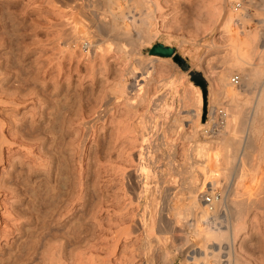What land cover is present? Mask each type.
I'll return each instance as SVG.
<instances>
[{"label":"rangeland","instance_id":"obj_1","mask_svg":"<svg viewBox=\"0 0 264 264\" xmlns=\"http://www.w3.org/2000/svg\"><path fill=\"white\" fill-rule=\"evenodd\" d=\"M26 1L27 0H0V4L3 3L2 6L0 5V264H192L188 256L190 257L197 252L195 250L203 240V235H201L203 233L200 232L201 234H199L195 231L194 221H196V217L194 215L191 216L192 214L190 215V213H187L184 216L185 224H179V219L177 217L178 211L187 206L189 188L195 183V179L191 176L196 173L197 176L194 175L196 177V184L198 185L196 186L198 189H203V193H205L204 197L207 199L210 197L208 193L212 189L215 190L217 199L221 201L218 205V214H220L221 210L225 209L223 206L226 205L224 202V204L222 203V198L229 190L226 186L228 185L227 182H229V178L222 175L224 170L222 168L231 170L235 162V159L233 160L231 157L228 159L226 158V148H224V144H222L224 143L222 139L225 137L228 138L229 136L231 138H244L243 136L246 135V133H244L243 130L241 132L237 122H240L243 118L244 111L251 110L254 106L255 103L253 99L256 98L255 95H257L258 92V77L254 78L257 85L251 83L254 82L251 78L249 79L250 81H244L246 84H234L237 87H233L236 96H231L230 93H223L220 82L216 78L217 72H222L227 68L230 70L232 69L231 76H235V78L233 77L232 79L237 80L238 76L245 74L243 71L241 72L239 67L234 66L232 62L234 59H232L230 55L233 53L232 45H230L232 43L230 35L233 37L234 32L239 33L241 31L240 35L243 33L241 30L242 28L238 25L241 18L234 15L236 18L232 17L229 19V22H225L224 18L226 14L229 13L230 16L233 7L231 4L225 3V5L224 0H149V4H151L150 9H143L140 13L142 12L141 14L143 15L146 14L147 11L149 13L150 11L154 13L155 17L153 22H155V25L152 22L151 27H154L152 28V30L154 29L153 31H158V33H156L158 36H156V38L153 37L154 39L142 45L140 48V59L147 57L145 62H148L149 57H151L150 55H155L161 58L167 57L169 60L153 58L154 61L150 63L151 65L149 62L146 65L148 70L147 68H143L142 70V64L137 65L135 62L136 59H129L131 61L126 64L128 65L130 63L133 69H135L133 70L134 72L136 71L135 73L138 74L144 70L146 72V70L149 71V69L152 72L151 75H153L152 77L154 78H152L153 80L147 85L145 97L137 110H134V113L133 109L131 112L129 111L131 109H126L124 105L116 102L104 118L99 119L95 123H90L94 117V111L96 109H101V99L102 96L105 95L104 92H113L112 88L114 89V86H116V83L120 79V72H122L121 69L124 63L122 64L121 60L117 59V56H113L114 53H109L110 55L108 53H103L102 57L101 52L97 50L92 53L83 45H79V43L78 45H73L71 43L73 39L69 38V36L71 37L70 27L72 24L70 25L67 19L69 16L75 14L73 13L75 9H71V7L64 8L61 0H54L56 3L53 0H49L48 2L47 0ZM80 1L82 5L80 9L84 13L83 18L84 15L89 16V13H91L92 15H90V17L94 16L100 18L101 16L105 22L110 20V15L106 11L107 6L104 8H102L103 6L101 8L98 7L102 10L97 11L92 7L93 3L91 4L89 2L90 0H79V2ZM91 1L93 2L95 0ZM125 1L128 5L131 3V0H118L116 2V9L121 5L120 9L125 10L128 7ZM156 1L158 2L156 3ZM89 3L93 10L89 9ZM123 5L127 7L125 6L124 8ZM82 8L87 9L84 10ZM259 9L257 11H260ZM91 11L97 13V15H93ZM99 12L100 16H98ZM127 14L129 15V12H127ZM259 14L262 15L261 19L264 21V12H260ZM126 16H124L125 22L128 20L126 23H130V19ZM249 20L247 16L243 18V21L248 23L245 24V28H248V25L254 27L255 23H251ZM109 23L110 22H108V24ZM9 25L12 27L10 28ZM250 26L247 29L248 31L251 28ZM262 26L263 28L259 25L258 33L264 30V23ZM93 27L89 30V33H91L88 39L97 41L99 40V38H96L98 37L97 35L99 34L102 37V34L96 32V27ZM66 33H68V36ZM258 33L257 36L260 37L262 33ZM62 35H64L63 38ZM105 36L106 39L109 38L108 40H110V42L114 41L112 40L114 37L108 34V32ZM226 36L228 37L226 38ZM68 38L71 40L68 41ZM128 43L129 41H127L126 45ZM258 43L261 42L259 41ZM158 44L164 47H170L173 50V55L164 56L161 54H152L150 52L152 46ZM128 46L131 47V45ZM229 46H231V48ZM246 49L249 54L250 49L248 47H246ZM88 51L90 55H88ZM91 51L93 50L91 49ZM91 53L93 55L96 54L93 56ZM250 54L248 55L250 61L247 66L245 64L246 68L249 69V67H255L256 64L264 62V57L258 56L256 53H254L253 56L252 53ZM252 57L260 58H257L258 60L256 58L253 60ZM230 62L231 64H229ZM254 63L256 64L254 65ZM89 64L90 67L88 66ZM52 75H54V77ZM166 77L168 80L165 79ZM106 79L108 80L106 81ZM197 79L202 80L204 84L200 85ZM160 81H163L165 84ZM54 83L57 84L54 85ZM155 83L158 84L155 86ZM248 85L249 87H246ZM196 86L201 90L199 99H202V101L197 98L194 89ZM183 88L187 89L184 90ZM238 88L239 90H237ZM115 89L117 88L115 87ZM115 89L114 91H116ZM184 91H187V93ZM155 95L156 97H154ZM160 95L161 98L157 97ZM72 97L74 98L72 99ZM214 99L215 102H212ZM97 101H99V103ZM90 102L92 105H90ZM157 103L161 105H157ZM211 104H213V106L215 104L217 110L214 109ZM71 108H73V110ZM197 109L200 111L197 123H199L201 135L193 137L191 132L193 131L192 129L195 121L194 123L192 122L193 119L191 115L195 110L197 111ZM210 109L216 110V113L215 111L212 113ZM86 110H89V112ZM123 110H126L125 114H122ZM153 110L155 112H153ZM233 110L237 111L240 116H238L236 121L231 123L230 127L225 129L224 132L221 126L224 124V120L221 119V114L223 112H234ZM141 111L142 116H140ZM210 113L211 115H216L211 116ZM131 114H133V117ZM134 114L136 117L139 116L140 119L137 117V120H143L141 122L142 124L144 122L145 136L147 134L148 136H146V138L150 137L147 138V142H149L150 146L152 145V147H150V151L152 152H150V157L152 159L150 165L152 164L153 168L151 169L150 166L145 172L146 174L151 173L149 181H151L152 188H157L158 193L156 199L151 202L148 201V198H136L133 191L131 193V190H129L131 188L128 185L127 179L123 176L126 174L125 171L133 172L139 165L137 158H134L130 154L137 149V143H139L135 133L132 131L133 126L130 128L131 125L129 124L136 119ZM175 114L179 116L183 122L181 125L183 132L175 131L173 134L171 130H169V127H171ZM70 115L73 116V118H71ZM260 117H258V119H264L263 116ZM67 120L69 126L66 124ZM89 123L91 125H89ZM85 124H87V126L94 125L92 128L89 127L87 129ZM166 124L168 128H166ZM126 126L130 129V132L129 130H123V128L127 129L125 128ZM235 126L238 129L235 128ZM152 127L156 128L153 129ZM260 127L263 128H261L260 134L257 135L255 139L256 144L259 146L255 154L257 155L259 149L262 148V159L259 162L260 165L262 164L264 166V121L260 122ZM118 129L124 132L122 133L121 130L118 131ZM209 129L215 132L212 137L210 135L211 133L206 132ZM110 131L113 133H110ZM220 131H222L224 135ZM179 132L180 134L182 133L181 135L184 137L178 136L180 135ZM117 133H119L120 136ZM126 133L130 134L126 135ZM150 133H152V135ZM43 134L45 135L43 136ZM53 134H56V137ZM110 134L114 135L111 136L112 139H110ZM116 134L118 137H116ZM73 135L79 137L75 138ZM189 135L190 137L187 139L186 137ZM73 138L76 144L73 142ZM111 141L114 142L112 143ZM131 141L133 143H129ZM135 141H137V143ZM194 141L204 142L205 145H208V149L205 148V150H208L204 153L206 155L199 156L198 158V156L194 154L195 151H193L194 149L192 148L194 145L193 143H195ZM125 142L127 144L129 143V148ZM117 143L119 145H117ZM154 148L157 150L155 151ZM129 150L130 153L128 152ZM190 150L192 152H190ZM97 156L99 157L97 158ZM196 157L197 159L195 160ZM46 158L47 160H45ZM256 158L254 157L255 161L257 160ZM230 159L234 162L228 164L226 161H230ZM242 159L243 161H247L245 158ZM153 160L155 162H153ZM198 160L201 163L197 162L196 165L195 163ZM117 161L119 164H117ZM170 163H173L172 167ZM193 163L196 167H194ZM121 165L124 166L122 167ZM214 165L216 169H221L222 172L214 169ZM262 165L257 171H262L261 174L259 172L258 174L261 176L263 174L264 177V168ZM200 166L204 168V170L208 168L211 171L209 170V173L207 172L206 175H203L202 171L204 170H202ZM228 167H230V169ZM248 167L246 166V168ZM150 170L154 172L152 173ZM123 171L125 174H123ZM260 175L258 179L260 177L262 178L261 180L259 179L260 182L262 180L264 181L263 177ZM232 176L233 174L231 178H233ZM64 178H66V180ZM68 179L70 180L68 181ZM191 179H194V181H191ZM248 180L243 184V187L248 186L249 183L251 188L248 186V190H252L255 187V190H252L256 193V195L254 193L255 197L263 196L264 187L260 190L257 188V185L259 187V184L264 185V183H259V181L250 182V180L248 182ZM60 181H62V184L59 183ZM53 182H55V184ZM122 183H125V186ZM60 184L61 186H58ZM262 186H260V188ZM53 188L55 192H53ZM59 189L64 191L60 190V194ZM180 193H182V195H179ZM58 197H60L61 200ZM65 198L68 201L65 200ZM105 198L107 200H105ZM263 199L264 198H262L261 201L259 200L260 203L258 202L255 204L256 207H253L255 205L248 206L249 208H247L248 210H246L245 216L243 217L244 221L242 220L244 224H242L241 230L239 229V232L237 231L238 233L235 232V235L232 234V240H230L233 249H231L232 264H264ZM57 210H59V212H56ZM55 213H57L58 216ZM215 215L214 213H208L202 222L198 221V224L200 223L199 225L201 227L203 226L202 228L204 229L207 226L208 228L212 226L211 229H215L216 226L218 227V225L215 224L219 223L216 221L219 220L223 222V217H216L215 219ZM186 217H188V219H186ZM226 220L224 219V223L220 222L219 224L226 225ZM222 242L221 244L223 247L221 249L223 250H221L220 257L223 262L224 257H227L223 252L225 249L224 245H228L229 242ZM208 254L211 255V253ZM222 262H220V264ZM202 264L205 263L202 262ZM215 264L219 263L215 262Z\"/></svg>","mask_w":264,"mask_h":264},{"label":"bare ground","instance_id":"obj_2","mask_svg":"<svg viewBox=\"0 0 264 264\" xmlns=\"http://www.w3.org/2000/svg\"><path fill=\"white\" fill-rule=\"evenodd\" d=\"M27 1H30V0H27ZM26 1V2H27ZM49 0H47V2H48ZM51 1V0H50ZM54 1V0H53ZM57 1V0H56ZM58 1H60V0H58ZM89 1V0H88ZM118 1V0H117ZM116 0H95V1H89L91 4L93 3V6L92 7H94L95 9L94 10H102V9H99L98 7H102V8H104V7H106L107 6V13L110 15V20H108L107 22H105L102 18H101V16H100V12H99V15L98 16H100V18H97V17H90V15H92L91 13H89L90 15L89 16H86V15H84V18H83V12H82V10L80 9V7L82 6L81 5V1L79 2V0H61V2H62V4H63V6H64V8L65 7H71V9H75V12H73V13H75L74 15H72V16H69V18L67 19L68 20V23H70V25L72 24V26L70 27L71 28V37L69 36V38H72L73 39V41L71 42L73 45H78V43H79V45L81 44V45H83L85 48H87V49H89V51L90 52H92V53H94V52H96V50L97 51H99V52H101V56H102V54L103 53H114V55L113 56H117V59H119V60H121V62H122V64L124 63V66H123V68L121 69L122 70V72H120V74H121V76H120V79H119V81L116 83V86H114V89H115V87L117 88V89H115L116 91H114V89L112 88V90H113V92H108V93H106L107 91H105L104 92V96H102V103H101V109H99V110H95L94 111V117H93V119H92V121L90 122V123H95L96 121H98L99 119H102V118H104L105 116H106V114H107V112H109V110L110 109H112L113 108V104L114 103H120L121 105H124L125 106V108L127 109H131V110H129V111H131L132 112V109H133V113H134V110H137V108H138V106L140 105V103H141V101L143 100V98L145 97V93H146V88L148 87L147 85L150 83V81L151 80H153L152 78H154V77H152L153 75H151L152 74V72L150 71V69H149V71H147L148 70V68H147V63L149 62V64L150 63H152L153 61H154V59L153 58H159V59H162V60H169V59H167V57L166 58H161V57H156L155 55H150L151 57H149V61L147 62H145V60H147V57L146 58H142V59H140L141 57H140V48L142 47V45H144V43L145 42H149V41H151L152 39H154L153 37H155L156 38V36H158V34H156V33H158V31L156 32V31H153L152 30V28H154V27H151V25H152V22L154 21L153 19H154V13L152 12V11H150V13L147 11L146 12V14H141L140 13V11H142L143 9H145V10H148V9H150V7H151V4H149V0H131V3L128 5L127 4V2H126V5H128V7L126 6V5H123L124 6V8H125V6L127 7L125 10H122V9H120V6H119V8L118 9H120V10H118V9H116V2H117ZM152 1V0H151ZM154 1V0H153ZM167 1V0H166ZM172 1V0H171ZM174 1V0H173ZM13 2V1H12ZM38 2V1H37ZM55 2V1H54ZM60 2V3H61ZM158 1H156V3H157ZM159 2H161V1H159ZM163 2V1H162ZM178 2V1H177ZM215 2V1H214ZM2 3V2H1ZM34 3H35V1H34ZM56 3V2H55ZM90 3L88 4L89 6H90ZM155 3V2H154ZM164 3V2H163ZM189 3V2H188ZM231 4L232 5V7H233V10H232V14L229 16V13L228 14H226V16H225V22H229V19L230 18H236V17H238V18H241V21H240V23H238V25H240V28H242L241 30H242V35H240V33H241V31L239 32V33H233V37L230 35V37H231V39L230 40H232L231 42V44L230 45H232V49H233V53H231L230 55L232 56V59H234V61H232L233 63H234V66H237V67H239V69L241 70V72L243 71L245 74H243L242 76H238L237 77V80L236 79H232L233 77L235 78V76L233 75V76H231V71H232V69L230 70L229 68H227V69H223L224 71H222V72H217V75H216V78H217V80L220 82V87L222 88V92L223 93H230V95L232 96V95H234V96H236V92L234 91V86L235 85H237V84H242L243 85V83L244 84H246L244 81L246 80V81H248L250 78H251V80L252 81H254V78H256V77H258L257 79H258V81H257V84H258V92H257V95H255L256 96V98H254L253 99V101H254V106L251 108V110H248V111H244L242 114H243V118L240 120V122H237L238 123V125H236V126H238L239 128H240V130H241V132H242V130L244 131V133H246V135H244L243 137V139H239L238 137L237 138H231L230 136V138L228 137V138H223L222 140H223V142L224 143H222V144H224L223 146H224V148H226L225 150H226V153H225V156H226V158L228 159V158H232L233 160H231L230 159V161H226V162H228V164H230V163H232V162H234V166H232V168H231V170H228V169H226V168H222V169H224L223 170V174L222 175H224V177L226 176V177H228L229 178V182H227L228 183V185H226L227 186V188H229V190H228V192L226 193V194H224V196H223V198H222V203L224 202L226 205L225 206H223L225 209L224 210H221V212H220V214H218V205H219V203H221V201H219V199H217V197H216V194H215V190L214 189H212L208 194L210 195V197L207 199L206 197H204V194L205 193H203V189L201 188H199L198 189V185L196 184V177L194 176V175H196V173L193 175V176H191L192 178H194L195 179V183H194V185H191L190 186V188H189V193H188V199H187V206L186 207H184V208H182V209H180L179 211H178V213H177V217H178V219H179V224H182V223H184V216L187 214V213H190V215L191 216H195L196 217V221H194L195 223H194V228H195V231L196 232H198L199 234H201L200 232H202L203 234H201V235H203V240L201 241V243H200V245H198L199 247L195 250V251H197L196 253H194L192 256H188V258H190L189 260H190V262L192 263V264H197L198 262L200 263V264H202V262H204L205 264H215V262L217 263H219L220 264V262H222V258L220 257L221 256V250H223V249H221L223 246H222V244H223V242L222 241H226V242H229V244L228 245H224V247H225V249H224V255H227V257L225 258L224 257V261L222 262L223 264H232V254H231V251L233 250L232 249V244H230V240H232L231 239V237H232V234H234L235 232H237L240 228H242V224H244V214H245V212H246V210H248L247 208H249L248 206H250V205H255L256 203H258L259 202V200L261 201L262 200V198H264L262 195H261V197H255V195H256V193L255 192H253L252 190L254 189L255 190V187L251 190H248V188L250 187L249 186V183H248V186H245V187H243V184L249 179L250 180V182L252 181V182H256V181H259V183H261V182H263L264 183V181L262 180L261 182H260V180L262 179V178H260L259 177V179H258V176L262 173V171H260L259 172V170L257 171V169H259V167L262 165H260V162L259 161H261V156H262V152H261V149H259V151H258V154L256 155L255 154V152L258 150V144H256V142H255V139H256V136L257 135H259L260 134V132H261V128H263V127H260V122H262V121H264V119L263 120H260V116H263L264 117V62H261V63H258V64H256V63H254V65L256 64V66L255 67H249V69L248 68H246L245 67V64H246V66L248 65V63H249V59H248V55L250 54V53H252V56L254 55V53H256V55H260L261 57H264V30H262V29H260V30H262L261 31V33H262V35L260 36V37H258L257 36V33H258V27H259V25H261V28H263V23H264V21H263V19H261V14H259L260 12H264V0H224V4ZM3 4V3H2ZM2 4H0L1 6H2ZM79 4H80V6H79ZM83 4V3H82ZM86 4H87V2H86ZM153 4V3H152ZM225 4V5H226ZM22 5V4H21ZM58 5V4H57ZM158 5H160V4H158ZM158 5H156V6H158ZM165 5V4H164ZM182 5V4H181ZM13 6V5H12ZM18 6V5H17ZM62 6V5H61ZM84 6V5H83ZM222 6V5H221ZM4 7V6H3ZM8 7V6H7ZM6 7V8H7ZM214 7V6H213ZM236 7V8H235ZM9 8V7H8ZM59 8V7H58ZM63 8V9H64ZM97 8V9H96ZM164 8V7H163ZM216 8V7H215ZM260 8V9H259ZM4 9V8H3ZM24 9V8H23ZM61 9H62V7H61ZM70 9V8H69ZM82 9H84V8H82ZM85 9H87V8H85ZM84 9V10H85ZM89 9H91V10H93V8H91V6H90V8ZM155 9V8H154ZM187 9V8H186ZM219 9H221V8H219ZM223 9V8H222ZM260 10V11H257V10ZM65 10V9H64ZM68 10V9H67ZM83 10V11H84ZM139 10V11H138ZM152 10V9H151ZM263 10V11H262ZM4 12H6L5 10H3ZM8 11V10H7ZM96 11V12H97ZM184 11H186V10H184ZM87 12V11H86ZM91 12H93V11H91ZM127 12H129V15L127 14ZM151 12H152V14H151ZM175 12V11H174ZM178 12V11H177ZM8 13H10V12H8ZM72 13V12H71ZM236 13V14H235ZM249 13V14H248ZM62 14V13H61ZM82 14V15H81ZM97 15V13H94L93 12V15ZM126 14H127V16H126ZM64 15V14H63ZM70 15V14H69ZM105 16H108V15H106V14H104ZM167 15V14H166ZM234 15H236V17H234ZM67 16V15H66ZM124 16H126L127 18H129L130 19V23H126V22H128V20H126V22H125V18H124ZM161 16V15H160ZM247 16L250 20L249 21H251V23L253 22V23H255L254 24V27H251L250 25H248V28H249V26L251 27L250 28V30L248 31L247 29L248 28H245V24L247 23H245L244 21H243V18H245V17ZM162 17V16H161ZM243 17V18H242ZM158 18V17H157ZM25 19V18H24ZM109 19V18H108ZM64 20V19H63ZM199 20V19H198ZM247 20V19H246ZM65 21V20H64ZM159 21V20H158ZM1 22V21H0ZM11 22V21H10ZM108 22H110L109 24H108ZM211 22V21H210ZM63 23V22H62ZM66 23V22H65ZM155 22H153V24H154ZM192 23H193V21H192ZM179 24V23H178ZM190 24V23H189ZM208 24H209V21H208ZM225 24V23H224ZM223 24V25H224ZM235 24H237V23H235ZM248 24V23H247ZM14 25V24H13ZM67 25V24H66ZM155 25V24H154ZM153 25V26H154ZM214 25V24H213ZM222 25V26H223ZM10 26V25H9ZM93 26H95L96 27V32H100V34H102V37H104L105 36V34L108 32V34H111L113 37H114V39H112V40H114L113 42L111 41L110 42V40H108V39H106L105 37L104 38H102L101 37V35H97L98 37H96V38H99V40H97V41H95V40H89L88 39V37H89V34L91 33H89V30H91V27H93ZM167 26V25H166ZM186 26V25H185ZM209 26V25H208ZM2 27V26H1ZM5 27V26H4ZM12 26H10V28H11ZM69 28V29H70ZM106 28V29H105ZM239 28V27H238ZM93 29H94V27H93ZM108 30V31H105V30ZM199 29V28H198ZM17 30V29H16ZM24 30H26V29H24ZM68 30V29H67ZM166 30V29H165ZM240 30V29H239ZM11 31V30H10ZM105 31V32H104ZM233 31V30H232ZM94 32V31H93ZM238 32V31H237ZM260 32V31H259ZM68 33H69V31H68ZM68 33H66L67 34V36H68ZM261 33H258V34H261ZM225 34V33H224ZM231 34V33H230ZM88 35V36H87ZM104 35V36H103ZM63 36L64 35H62V38H63ZM67 36H66V38H67ZM101 38H100V37ZM109 36V35H108ZM1 37V36H0ZM111 37V36H110ZM220 37V36H219ZM228 36H226V38H227ZM67 39L68 41L69 40H71V39ZM225 38V39H226ZM65 39V38H64ZM63 39V40H64ZM91 39V38H90ZM220 39H222V38H220ZM261 39V40H260ZM22 40V39H21ZM55 40V39H54ZM66 40V41H67ZM62 41V40H61ZM65 41V40H64ZM63 41V42H64ZM125 41H126V43H127V41H129V43L126 45V43H125ZM220 41V40H219ZM223 41V40H222ZM261 42V43H258V42ZM185 42H187V41H185ZM225 42V41H224ZM68 43V42H67ZM15 44V43H14ZM65 44H66V42H65ZM223 44V43H222ZM62 45V44H61ZM128 45H131V47L130 46H128ZM58 46V45H57ZM130 47V48H128V47ZM54 47V46H53ZM230 48H231V46H229ZM246 47H248L249 49H250V51H249V54L247 53V49H246ZM16 48V47H15ZM17 49V48H16ZM91 49L93 50V51H91ZM231 49V50H232ZM11 50V49H10ZM225 50V49H224ZM52 51V50H51ZM88 51V52H89ZM23 52H25V51H23ZM85 52V51H84ZM90 52H89V54L88 55H90ZM98 52V54L100 55V53ZM184 52V51H183ZM218 52V51H217ZM27 53V52H26ZM87 53V52H86ZM91 53V54H92ZM186 53V52H185ZM220 53V52H219ZM15 54V53H14ZM96 54V53H95ZM95 54L93 55V56H95ZM106 54H104V55H106ZM109 54V55H110ZM227 54H228V52H227ZM248 54V55H247ZM142 55V54H141ZM251 55V54H250ZM20 56V55H19ZM221 56V55H220ZM90 57H92V56H90ZM103 57V56H102ZM102 57H101V59H102ZM110 57V56H109ZM139 57V58H138ZM250 57V56H249ZM17 58V57H16ZM88 58V57H87ZM111 58V57H110ZM256 58V57H255ZM255 58H253L252 57V59L254 60ZM257 58H260V57H257ZM256 58V59H257ZM89 59V58H88ZM129 59H136V63H137V65H139V64H142V70H143V68L144 69H146L147 68V70H146V72H145V70L144 71H142V72H139L138 74L137 73H135L133 70H135V69H133V67H132V65H130V63L127 65L126 63H128V62H130L131 60H129ZM14 60V59H13ZM60 60H61V58H60ZM84 60V59H83ZM82 60V61H83ZM90 60V59H89ZM112 60V59H111ZM129 60V61H128ZM231 60V59H230ZM258 60V59H257ZM52 61V60H51ZM78 61V60H77ZM106 61V60H105ZM91 62V61H90ZM104 62V61H103ZM107 62V61H106ZM116 62V61H115ZM162 62V61H161ZM170 62H171V60H170ZM257 62V61H256ZM169 63V62H168ZM195 63V62H194ZM96 64V63H95ZM155 64V63H154ZM219 64V63H218ZM229 64H231V62L229 63ZM250 64H251V62H250ZM253 64V63H252ZM94 65V64H93ZM120 65V64H119ZM118 65V66H119ZM151 65V64H150ZM171 65V64H170ZM43 66V65H42ZM46 66V65H45ZM89 67H90V64L88 65ZM96 66V65H95ZM105 66V65H104ZM110 66V65H109ZM29 67V66H28ZM36 67V66H35ZM40 67V66H39ZM120 67V66H119ZM231 67V66H230ZM58 68V67H57ZM96 69V68H95ZM94 69V70H95ZM139 69V68H138ZM170 69V68H169ZM39 70H41V69H39ZM89 70V69H88ZM97 70V69H96ZM172 72V71H171ZM80 73V72H79ZM112 73V72H111ZM58 74V73H57ZM103 74V73H102ZM131 74V75H130ZM158 74V73H157ZM49 75V74H48ZM73 75V74H72ZM88 75V74H87ZM90 75V74H89ZM94 75V74H93ZM161 75H163V74H161ZM160 75V76H161ZM170 75V74H169ZM18 76V75H17ZM23 76V75H22ZM51 76V75H50ZM53 77H54V75H52ZM64 76H66V75H64ZM105 76V75H104ZM168 76V75H167ZM49 77V76H48ZM56 77V76H55ZM68 77V76H67ZM164 77V76H163ZM171 77V76H170ZM175 77V76H174ZM186 77V76H185ZM184 77V78H185ZM119 78V77H118ZM169 78V77H168ZM253 78V79H252ZM58 79H59V77H58ZM110 79H111V77H110ZM159 79V78H158ZM162 79V78H161ZM165 79H167V77L165 78ZM164 79V80H165ZM175 79V78H174ZM55 80H56V78H55ZM64 80V79H63ZM108 79H106V81H107ZM117 80V79H116ZM157 80V79H156ZM163 80V81H164ZM168 80V79H167ZM171 80V79H170ZM182 80V79H181ZM62 81V80H61ZM159 81V80H158ZM163 81L161 82V83H163ZM185 81V80H184ZM250 81V80H249ZM55 82V81H54ZM57 82V81H56ZM114 82V81H113ZM165 82V81H164ZM172 82H174V81H172ZM256 82V80L254 81V82H251V83H253V85H254V83ZM51 83V82H50ZM105 83V82H104ZM248 83V82H247ZM53 84V83H52ZM55 84H57V83H54V85ZM158 84V83H157ZM156 83L154 84L155 86L157 85ZM163 84H165V83H163ZM173 84V83H172ZM235 84V85H234ZM256 83H255V85H257ZM47 85V84H46ZM153 85V86H154ZM162 85V84H161ZM182 85V84H181ZM191 85H192V83H191ZM241 85V86H242ZM103 86V85H102ZM108 86V85H107ZM111 86V85H110ZM53 87H55V86H53ZM113 87V86H112ZM176 87V86H175ZM184 87H185V84H184ZM246 87H249V85L248 86H246ZM257 87V86H256ZM45 88V87H44ZM108 88H109V86H108ZM111 88V87H110ZM199 88V87H198ZM197 88V86H196V88H194L195 89V92H196V95H197V98L199 99L200 98V96H201V90L200 89H198ZM235 88H237L236 86H235ZM175 89H177V88H175ZM184 89V88H183ZM185 89H187V88H185ZM184 89V90H185ZM190 89V88H189ZM193 89V88H192ZM33 90V89H32ZM109 90H111V89H109ZM108 90V91H109ZM237 90H239V88L237 89ZM255 90V89H254ZM37 91V90H36ZM99 91V90H98ZM103 91V90H102ZM176 91V90H175ZM192 91V90H191ZM244 91V90H243ZM42 92V91H41ZM93 92V91H92ZM185 92V91H184ZM183 92V93H184ZM238 92V91H237ZM57 93V92H56ZM152 93H153V91H152ZM156 93V92H155ZM176 93V92H175ZM182 93V94H183ZM185 93H187V91L185 92ZM184 93V94H185ZM239 93V92H238ZM51 94V93H50ZM102 94H103V92H102ZM240 94V93H239ZM27 95V94H26ZM55 95V94H54ZM59 95V94H58ZM69 95V94H68ZM101 95V94H100ZM186 95V94H185ZM30 96V95H29ZM43 96V95H42ZM52 96V95H51ZM93 96V95H92ZM149 96V95H148ZM151 96V95H150ZM55 97V96H54ZM70 97V96H69ZM75 97V96H74ZM74 97H72V99L74 98ZM94 97V96H93ZM97 97H99V96H97ZM154 97H156V95L154 96ZM157 97H160L161 98V95L160 96H157ZM185 97V96H184ZM40 98V97H39ZM44 98V97H43ZM238 98V97H237ZM30 99V98H29ZM42 99V98H41ZM48 99V98H47ZM69 99V98H68ZM154 99V98H153ZM157 99V98H156ZM186 99H187V97H186ZM24 100V99H23ZM38 100V99H37ZM54 100V99H53ZM57 100V99H56ZM59 100V99H58ZM94 100V99H93ZM96 100V99H95ZM146 100V99H145ZM151 100V99H150ZM160 100V99H159ZM158 100V101H159ZM171 100H172V98H171ZM190 100V99H189ZM199 100H201L202 101V99H199ZM47 101V100H46ZM75 101V100H74ZM80 101V100H79ZM82 101V100H81ZM84 101V100H83ZM91 101V100H90ZM147 101V100H146ZM153 101V100H152ZM158 101H156V102H158ZM184 101V100H183ZM50 102V101H49ZM53 102V101H52ZM51 102V103H52ZM72 102V101H71ZM98 103H99V101H97ZM150 102V101H149ZM172 102V101H171ZM192 102V101H191ZM191 102H189V103H191ZM200 102V101H199ZM212 102H215V99L212 101ZM211 102V103H212ZM238 102V101H237ZM93 103V102H92ZM167 103V102H166ZM165 103V104H166ZM174 103V102H173ZM183 103V102H182ZM202 103V102H201ZM244 103H247V102H244ZM55 104V103H54ZM53 104V105H54ZM60 104V103H59ZM58 104V105H59ZM94 104H96V103H94ZM93 104V105H94ZM142 104H144V103H142ZM146 104H147V102H146ZM160 104V103H159ZM158 103H157V105H159ZM186 104V103H185ZM184 104V105H185ZM200 104V103H199ZM50 105V104H49ZM56 105H57V103H56ZM90 105H92L91 104V102H90ZM89 105V106H90ZM156 105V106H157ZM161 105V104H160ZM168 105V104H167ZM174 105H175V103H174ZM187 105V104H186ZM189 105V104H188ZM190 105H192V104H190ZM202 105V104H201ZM212 106H213V104H211ZM242 105V104H241ZM77 106V105H76ZM88 106V105H87ZM147 106V105H146ZM170 106V105H169ZM196 106V105H195ZM63 107V106H62ZM91 107H93V106H91ZM97 107V106H96ZM123 107V106H122ZM183 107V106H182ZM185 107V106H184ZM201 107V106H200ZM199 107V108H200ZM53 108H55V107H53ZM64 108V107H63ZM85 108V107H84ZM97 108H99V107H97ZM142 108V107H141ZM143 108H144V106H143ZM160 108V107H159ZM158 108V109H159ZM174 108V107H173ZM213 108L214 109H216L217 110V108H215V104H214V106H213ZM56 109V108H55ZM72 110H73V108H71ZM75 109H76V107H75ZM78 109V108H77ZM95 109V108H94ZM145 109V108H144ZM170 109V108H169ZM188 109V108H187ZM195 109V108H194ZM214 109H210L211 111H212V113L215 111V113H216V110H214ZM89 110H90V108H89ZM89 110H86V111H88L89 112ZM91 110H93V109H91ZM141 110V109H140ZM155 110V109H154ZM153 110V112H155ZM160 110V109H159ZM158 110V111H159ZM175 110V109H174ZM185 110V109H184ZM237 110V109H236ZM239 110V109H238ZM244 110V109H243ZM247 110V109H246ZM81 111V110H80ZM129 111H127V112H129ZM187 111V110H186ZM234 111V110H233ZM51 112V111H50ZM55 112V111H54ZM61 112V111H60ZM79 112V111H78ZM85 112V111H84ZM87 112V113H88ZM125 112H126V110L124 111L123 110V112H122V114H125ZM175 112V111H174ZM189 112V111H188ZM194 112V111H193ZM58 113V112H57ZM65 113V112H64ZM70 113H72V112H70ZM80 113V112H79ZM141 114H140V116H142V111L140 112ZM149 113V112H148ZM158 113V112H157ZM169 113V112H168ZM172 113V112H171ZM185 113V112H184ZM55 114V113H54ZM75 114H76V112H75ZM78 114V113H77ZM121 114V113H120ZM121 114V115H122ZM127 114V113H126ZM129 114V113H128ZM135 114H136V112H135ZM134 114V116L136 117V115ZM137 114H138V111H137ZM170 114V113H169ZM192 114V113H191ZM239 114H240V111H239ZM69 115V114H68ZM71 115H73V114H71ZM70 115V117L71 118H73V116H71ZM86 115V114H85ZM116 115V114H115ZM133 114H131V116H132ZM199 115H200V111H199V109H197V111L195 110V112L191 115L192 117V119H193V123H194V121H195V123H194V125H193V131L191 132L192 133V135H193V137L194 136H196L197 137V135H201V131H199V123H197L198 122V117H199ZM210 115H211V113H210ZM212 115H214V114H212ZM211 115V116H212ZM216 115V114H215ZM214 115V116H215ZM50 116H51V114H50ZM56 116H57V114H56ZM65 116V115H64ZM109 116V115H108ZM112 116V115H111ZM110 116V117H111ZM118 116H119V113H118ZM150 116V115H149ZM169 116V115H168ZM171 116V115H170ZM221 116H222V118L221 119H223L224 121H223V125H221L222 126V129H223V131L225 132V129H228L229 127H230V125H231V123H234L235 121H236V119L238 118V116H240V115H238V112L237 111H234V112H231V113H225V112H223L222 114H221ZM58 117V116H57ZM56 117V118H57ZM69 117V116H68ZM133 117V116H132ZM138 118H139V116H137ZM137 117H136V119L134 120V121H131L129 124L131 125L130 126V128L132 127V131L135 133V136H136V138H137V141L139 140V143H137V141H135L137 144H138V146H137V149L132 153H130V150L128 151L134 158H137V160H138V162H139V165H138V167L137 168H135L134 170H133V172L132 171H129V172H127V171H125L124 169V171L126 172V174H125V172L123 171V174H125V175H123V176H125V179H127V181H128V185L130 186V188L131 189H129V190H131V193H132V191H133V193L135 194V196H136V198L138 197V198H148L149 200L148 201H153V200H155L156 199V195H157V193H158V190H157V188H152V186H151V181H149V178L151 177V173L150 174H146V172L145 171H147V169H149L148 167H150L151 166V169L153 168L152 167V164L150 165V163H152V159H151V157H150V147H152V145L150 146L149 145V142H147V138H150V137H147L146 138V136H148L147 134H146V136H145V130H144V122H143V124H142V122L141 121H143V120H137ZM164 117V116H163ZM258 117H260L259 119H258ZM62 118H64V117H62ZM78 118V117H77ZM80 118V117H79ZM116 118V117H115ZM125 118V117H124ZM123 118V119H124ZM129 118V117H128ZM152 118V117H151ZM165 118V117H164ZM166 118H168V117H166ZM195 118V119H194ZM54 119V118H53ZM75 119V118H74ZM88 119V118H87ZM127 119V118H126ZM126 119H125V121H126ZM133 119V118H132ZM142 119V118H141ZM148 119V118H147ZM146 119V120H147ZM150 119V118H149ZM215 119V118H214ZM80 120H81V118H80ZM116 120V119H115ZM121 120V119H120ZM119 120V121H120ZM129 120V119H128ZM137 120V121H136ZM172 120V119H171ZM258 120H260V121H258ZM62 121V120H61ZM76 121V120H75ZM103 121V120H102ZM112 121V120H111ZM150 121H151V119H150ZM154 121V120H153ZM160 121V120H159ZM55 122H56V120H55ZM58 122H59V120H58ZM68 120L66 121V124H67V126H69L68 125ZM71 122V121H70ZM79 122V121H78ZM113 122V121H112ZM124 122V121H123ZM122 122V123H123ZM54 123V122H53ZM57 123V122H56ZM89 123V125H91ZM110 123V122H109ZM126 123V122H125ZM154 123H156V122H154ZM166 123V122H165ZM182 121H181V119H180V117L179 116H177L176 114H175V116H174V118H173V120H172V124H171V127H169V130H171V132L174 134V132L175 131H182L183 132V129L181 128V125H182ZM45 124V123H44ZM72 124V123H71ZM75 124V123H74ZM100 124V123H99ZM108 124V123H107ZM128 124V125H129ZM62 125V124H61ZM94 125V124H93ZM92 125V126H93ZM101 125V124H100ZM117 125V124H116ZM234 125V124H233ZM262 125V124H261ZM65 126V125H64ZM83 126V125H82ZM92 126H87V124H85V127L88 129L89 127H91L92 128ZM102 126V125H101ZM114 126V125H113ZM118 126V125H117ZM123 126H124V124H123ZM147 126V125H146ZM155 126V125H154ZM235 126V128H237ZM53 127V126H52ZM51 127V128H52ZM63 127V126H62ZM71 127V126H70ZM104 127V126H103ZM114 127H116V126H114ZM119 127V126H118ZM118 127H116V128H118ZM178 127H179V129H178ZM184 127V126H183ZM50 128V127H49ZM83 128V127H82ZM113 128V127H112ZM125 128H127V126L125 127ZM153 128V127H152ZM154 128H156V127H154ZM153 128V129H154ZM165 128V127H164ZM166 128H168L167 127V124H166ZM45 129H46V127H45ZM84 129V128H83ZM94 129V128H93ZM109 129H110V127H109ZM113 129H115V128H113ZM148 129V128H147ZM238 129V128H237ZM52 130V129H51ZM60 130V129H59ZM58 130V131H59ZM67 130H69V129H67ZM119 130H121V129H118V131ZM123 130H129V132H130V129H124L123 128ZM97 131H98V129H97ZM167 131V130H166ZM230 131V130H229ZM239 131V130H238ZM50 132V131H49ZM62 132H63V129H62ZM76 132V131H75ZM112 131H110V133H111ZM116 132H117V130H116ZM121 132H122V130H121ZM124 132V131H123ZM122 132V133H123ZM207 133H211L210 135H211V137H212V135H213V133L215 134V132L213 131V130H211V129H209L208 131H206ZM223 135H224V133L222 132V131H220ZM240 132V131H239ZM238 132V133H239ZM240 132V133H241ZM54 133V132H53ZM68 133V132H67ZM113 133V132H112ZM154 133V132H153ZM187 133V132H186ZM185 133V134H186ZM191 133H190V135H191ZM204 133V132H203ZM59 134V133H58ZM65 134V133H64ZM117 134H119V133H117ZM116 134V135H117ZM128 133H126V135H127ZM130 134V133H129ZM128 134V135H129ZM133 134V133H132ZM131 134V135H132ZM151 135H152V133H150ZM176 134V133H175ZM179 134H180V132H179ZM182 134V133H181ZM178 135V136H180V137H184V136H182V135ZM234 134V133H233ZM236 134V133H235ZM45 134H43V136H44ZM55 137H56V134H53ZM61 135H63V134H61ZM79 135V134H78ZM81 135H82V133H81ZM88 135V134H87ZM113 135V134H112ZM111 134H110V137L112 136ZM165 135V134H164ZM166 135H167V133H166ZM186 135H188V134H186ZM190 135L189 136H187L186 138L188 139L189 137H190ZM205 135V134H204ZM74 136V135H73ZM77 136V135H76ZM92 136V135H91ZM114 136V135H113ZM119 136H120V134H119ZM125 136V135H124ZM216 136V135H215ZM214 136V137H215ZM218 136V135H217ZM61 137V136H60ZM69 137V136H68ZM72 137V136H71ZM75 137V136H74ZM77 137H79V136H77ZM77 137H75V138H77ZM116 137H118V135L116 136ZM115 137V138H116ZM129 137V136H128ZM132 137V136H131ZM134 137V136H133ZM162 137V136H161ZM164 137V136H163ZM59 138V137H58ZM62 138V137H61ZM85 138V137H84ZM210 138V137H209ZM55 139V138H54ZM91 139H93V138H91ZM110 139H112V137L110 138ZM109 139V140H110ZM114 139V138H113ZM120 139V138H119ZM130 139V138H129ZM133 139H135V138H133ZM153 139V138H152ZM152 139H149V140H152ZM184 139V138H183ZM182 139V140H183ZM49 140H50V138H49ZM62 140V139H61ZM76 140V139H75ZM77 140H79V139H77ZM82 140V139H81ZM85 140V139H84ZM99 140V139H98ZM125 140V139H124ZM136 140V139H135ZM195 140H197V139H195ZM44 141V140H43ZM72 141V140H71ZM100 141V140H99ZM127 141H129V140H127ZM199 141V140H198ZM195 142V143H193L194 145H193V151H195V153L194 154H196L197 156H198V158H199V156H204V155H206V154H204L205 153V151L208 149L207 148V146L208 145H205L204 144V142L202 143V142ZM205 141V140H204ZM220 141V140H219ZM59 142V141H58ZM73 142H74V138H73ZM79 142V141H78ZM92 142V141H91ZM112 142V141H111ZM110 142V143H111ZM114 142V141H113ZM112 142V143H113ZM121 142V141H120ZM171 142V141H170ZM53 143V142H52ZM64 143V142H63ZM63 143H61V144H63ZM75 143V142H74ZM107 143V142H106ZM126 143V142H125ZM124 143V144H125ZM129 143H133L132 141L131 142H129ZM128 143V144H129ZM135 143V144H136ZM175 143V142H174ZM218 143V142H217ZM220 143H221V141H220ZM47 144V143H46ZM49 144V143H48ZM51 144V143H50ZM76 144V143H75ZM96 144V143H95ZM127 144V143H126ZM128 144H127V146H128ZM151 144V143H150ZM157 144V143H156ZM161 144V143H160ZM190 144H191V142H190ZM58 145V144H57ZM80 145V144H79ZM106 145V144H105ZM111 145V144H110ZM117 145H119L118 143H117ZM116 145V146H117ZM131 145V144H130ZM163 145V144H162ZM174 145V144H173ZM212 145V144H211ZM46 146V145H45ZM50 146V145H49ZM53 146V145H52ZM77 146V145H76ZM94 146V145H93ZM47 147V146H46ZM99 147V146H98ZM112 147V146H111ZM186 147V146H185ZM214 147V146H213ZM217 147V146H216ZM52 148V147H51ZM79 148V147H78ZM81 148V147H80ZM97 148V147H96ZM101 148V147H100ZM103 148V147H102ZM105 148H106V146H105ZM109 148V147H108ZM119 148V147H118ZM128 148H129V146H128ZM186 148H189V147H186ZM205 148H207L206 150H205ZM48 149V148H47ZM59 149V148H58ZM230 149V150H229ZM53 150V149H52ZM60 150V149H59ZM58 150V151H59ZM72 150V149H71ZM95 150V149H94ZM154 150H155V148H154ZM157 150V149H156ZM155 150V151H156ZM187 150V149H186ZM210 150H211V148H210ZM46 151V150H45ZM54 151V150H53ZM78 151V150H77ZM107 151H108V149H107ZM170 151V150H169ZM208 151V150H207ZM206 151V152H207ZM228 151H229V153H228ZM230 151H231V153H230ZM104 152H105V150H104ZM127 152V151H126ZM190 152H192L191 150H190ZM189 152V153H190ZM62 153V152H61ZM71 153V152H70ZM73 153V152H72ZM79 153V152H78ZM94 153H96V152H94ZM109 153V152H108ZM119 153H120V151H119ZM122 153V152H121ZM152 153V152H151ZM48 154H50V153H48ZM107 154V153H106ZM127 154V153H126ZM191 154V153H190ZM73 155V154H72ZM79 155V154H78ZM98 155V154H97ZM153 155V154H152ZM151 155V156H152ZM192 155V154H191ZM195 155V156H196ZM220 155V154H219ZM257 156V158H256V156ZM49 156V155H48ZM54 156V155H53ZM121 156V155H120ZM130 156V155H129ZM156 156V155H155ZM24 157V156H23ZM44 157H46V156H44ZM52 157V156H51ZM50 157V158H51ZM74 157V156H73ZM73 157H72V159H73ZM99 156H97V158H98ZM104 157V156H103ZM107 157V156H106ZM123 157V156H122ZM121 157V158H122ZM133 157H131V158H133ZM154 157V156H153ZM152 157V158H153ZM254 157L257 159L256 161H255V159H254ZM22 158V157H21ZM55 158V157H54ZM76 158V157H75ZM80 158V157H79ZM89 158V157H88ZM96 158V157H95ZM96 158V159H97ZM133 158V159H134ZM171 158V157H170ZM192 158V157H191ZM201 158V157H200ZM242 158H245L247 161H243V159ZM56 159H57V157H56ZM61 159V158H60ZM77 159V158H76ZM93 159V158H92ZM155 159V158H154ZM169 159V158H168ZM197 159V157L195 158V160ZM19 160V159H18ZM45 160H47V158L45 159ZM59 160V159H58ZM98 160V159H97ZM127 160V159H126ZM135 160V159H134ZM200 160V159H199ZM196 161V165H197V162L198 163H201L200 161ZM211 160V159H210ZM68 161V160H67ZM73 161V160H72ZM96 161V160H95ZM104 161V160H103ZM119 161H121V160H119ZM125 161V160H124ZM136 161V160H135ZM160 161V160H159ZM192 161V160H191ZM63 162V161H62ZM91 162V161H90ZM118 162V161H117ZM153 162H155L154 160H153ZM172 162V161H171ZM190 162V161H189ZM204 162V161H203ZM18 163V162H17ZM68 163V162H67ZM95 163V162H94ZM100 163V162H99ZM111 163V162H110ZM193 163V165H194V167H196L195 166V164ZM47 164V163H46ZM52 164V163H51ZM109 164V163H108ZM117 164H119V162L117 163ZM228 164H227V166H228ZM38 165V164H37ZM41 165H43V164H41ZM49 165V164H48ZM92 165V164H91ZM101 165V164H100ZM170 165H171V167H172V165H173V163L171 164L170 163ZM202 165V164H201ZM231 165H233V164H231ZM57 166V165H56ZM62 166H63V164H62ZM65 166H67V165H65ZM90 166V165H89ZM94 166V165H93ZM122 166V165H121ZM124 166V165H123ZM122 166V167H123ZM130 166V165H129ZM183 166V165H182ZM246 166L248 167V168H246ZM263 166V165H262ZM60 167V166H59ZM105 167V166H104ZM108 167H110V166H108ZM117 167V166H116ZM127 167V166H126ZM161 167V166H160ZM186 167V166H185ZM201 167V166H200ZM209 167V166H208ZM218 167V166H217ZM220 167V166H219ZM231 167V166H230ZM230 167H228L229 169H230ZM28 168V167H27ZM94 168H96V167H94ZM103 168V167H102ZM156 168V167H155ZM199 168V167H198ZM197 168V169H198ZM202 168V167H201ZM263 168H264V166H263ZM57 169V168H56ZM68 169H69V166H68ZM104 169V168H103ZM110 169V168H109ZM115 169V168H114ZM122 169V168H121ZM126 169V168H125ZM161 169V168H160ZM177 169V168H176ZM196 169V168H195ZM208 169V168H207ZM205 169L204 170V168H202V170H204V171H202L203 173V175H206L207 174V172L210 170V169ZM214 169H216L215 168V165H214ZM261 169V168H260ZM67 170V169H66ZM65 170V171H66ZM71 170V169H70ZM91 170V169H90ZM97 170V169H96ZM100 170V169H99ZM112 170V169H111ZM136 170V171H135ZM156 170V169H155ZM169 170V169H168ZM183 170V169H182ZM216 170H220L221 171V169H216ZM215 170V171H216ZM48 171V170H47ZM63 171V170H62ZM115 171V170H114ZM120 171V170H119ZM122 171V170H121ZM135 171V172H134ZM151 171V170H150ZM211 171V170H210ZM209 171V172H210ZM219 171V172H220ZM257 171V172H256ZM71 172V171H70ZM69 172V173H70ZM143 172H145V173H143ZM149 172V171H148ZM152 172V171H151ZM154 172V171H153ZM152 172V173H153ZM171 172V171H170ZM199 172H201V171H199ZM208 172V173H209ZM222 172V171H221ZM258 172L260 173V174H258ZM66 173V172H65ZM64 173V174H65ZM90 173V172H89ZM109 173V172H108ZM107 173V174H108ZM113 173H115V172H113ZM258 174V176H257V174ZM67 174V173H66ZM71 174V173H70ZM100 174V173H99ZM104 174H105V172H104ZM155 174V173H154ZM177 174V173H176ZM180 174V173H179ZM200 174V173H199ZM220 174V173H219ZM233 174V178H231V175ZM47 175V174H46ZM45 175V176H46ZM68 175V174H67ZM94 175V174H93ZM122 175V174H121ZM171 175V174H170ZM70 176V175H69ZM106 176V175H105ZM112 176V175H111ZM110 176V177H111ZM152 176H153V174H152ZM197 176V175H196ZM201 176V175H200ZM220 176V175H219ZM256 176H257V178H256ZM261 176V175H260ZM59 177V176H58ZM64 177V176H63ZM99 177V176H98ZM119 177V176H118ZM173 177V176H172ZM203 177H205V176H203ZM221 177H223V176H221ZM223 177V178H224ZM261 177H263V174H262V176ZM51 178V177H50ZM54 178V177H53ZM60 178V177H59ZM86 178H89V177H86ZM85 178V179H86ZM100 178V177H99ZM156 178V177H155ZM158 178V177H157ZM174 178V177H173ZM232 180H231V179ZM48 179V178H47ZM65 180H66V178H64ZM73 179V178H72ZM153 179H154V177H153ZM166 179V178H165ZM194 179L192 180L191 179V181H194ZM263 179H264V177H263ZM43 180V179H42ZM46 180V179H45ZM70 179H68V181H69ZM93 180V179H92ZM121 180V179H120ZM158 180V179H157ZM168 180H170V179H168ZM167 180V181H168ZM205 180V179H204ZM249 180H248V182H249ZM55 181V180H54ZM90 181V180H89ZM98 181V180H97ZM154 181V180H153ZM190 181V182H191ZM199 181V180H198ZM44 182V181H43ZM56 182H58V181H56ZM62 181H60L59 183H61ZM67 182V181H66ZM94 182V181H93ZM123 182V181H122ZM157 182V181H156ZM162 182V181H161ZM41 183V182H40ZM54 184H55V182H53ZM73 183V182H72ZM75 183V182H74ZM97 183V182H96ZM115 183V182H114ZM159 183V182H158ZM172 183V182H171ZM49 184V183H48ZM62 184V183H61ZM61 184L60 185H58V186H61ZM122 184H124V186H125V183H122ZM167 184V183H166ZM170 184V183H169ZM190 184H192V183H190ZM212 184V183H211ZM258 184V183H257ZM256 184V185H257ZM64 185V184H63ZM62 185V186H63ZM93 185V184H92ZM96 185V184H95ZM197 185V186H196ZM255 185V186H256ZM260 186H262L261 184H259ZM69 186V185H68ZM73 186V185H72ZM120 186V185H119ZM129 186H128V188H129ZM168 186V185H167ZM189 186V185H188ZM204 186V185H203ZM260 186L258 187V185H257V188H259L260 190L264 187V185L260 188ZM53 187H55V186H53ZM118 187V186H117ZM177 187V186H176ZM248 187V188H247ZM56 188V187H55ZM62 188H64V187H62ZM109 188V187H108ZM211 188V187H210ZM226 188V189H227ZM245 188V189H244ZM247 188V189H246ZM251 188V187H250ZM256 188V189H257ZM48 189V188H47ZM52 189V188H51ZM126 189V188H125ZM124 189V190H125ZM166 189H169V188H166ZM50 190V189H49ZM53 192H55V189L53 188ZM60 190L61 189H59V193H60ZM67 190V189H66ZM65 190V191H66ZM171 190V189H170ZM208 190V189H207ZM45 191H47V190H45ZM61 191H64V190H61ZM68 191V190H67ZM107 191V190H106ZM128 191V190H127ZM227 191V190H226ZM225 191V192H226ZM259 191V190H258ZM78 192V191H77ZM174 192H175V190H174ZM205 192V191H204ZM48 193V192H47ZM50 193V192H49ZM65 193V192H64ZM68 193V192H67ZM127 193V192H126ZM129 193V192H128ZM254 193H255V195H254ZM61 194V193H60ZM96 194V193H95ZM105 194H107V193H105ZM133 194V195H134ZM261 194V193H260ZM47 195V194H46ZM50 195V194H49ZM51 195H52V193H51ZM54 195V194H53ZM129 195H130V193H129ZM179 195H182V193H180ZM55 196H56V194H55ZM74 196V195H73ZM72 196V197H73ZM259 196V195H258ZM62 197H65V196H62ZM103 197V196H102ZM106 197V196H105ZM108 197V196H107ZM130 197V196H129ZM132 197V196H131ZM179 197V196H178ZM53 198V197H52ZM59 199H60V197H58ZM168 198H169V196H168ZM205 198V199H204ZM58 199V200H59ZM69 199V198H68ZM74 199V198H73ZM104 199V198H103ZM132 199H133V197H132ZM157 199H159V198H157ZM179 199V198H178ZM61 200V199H60ZM65 200H67L66 198H65ZM72 200V199H71ZM105 200H107L106 198H105ZM110 200V199H109ZM134 200V199H133ZM136 200V199H135ZM174 200H175V198H174ZM177 200V199H176ZM182 200V199H181ZM221 200V199H220ZM49 201V200H48ZM53 201H54V199H53ZM52 201V202H53ZM68 201V200H67ZM66 201V202H67ZM158 201V200H157ZM184 201V200H183ZM263 201H264V199H263ZM72 202V201H71ZM155 202V201H154ZM177 202V201H176ZM69 203V202H68ZM111 203V202H110ZM153 203V202H152ZM158 203V202H157ZM223 203V204H224ZM260 203V202H259ZM62 204V203H61ZM59 205V204H58ZM177 205V204H176ZM181 205V204H180ZM186 205V204H185ZM184 205V206H185ZM73 206V205H72ZM129 206V205H128ZM155 206V205H154ZM58 207V206H57ZM222 207V208H223ZM253 207H256V205L255 206H253ZM260 207V206H259ZM56 208V207H55ZM221 208V207H220ZM251 208V207H250ZM60 209V208H59ZM138 209V208H137ZM260 209V208H259ZM48 210V209H47ZM54 210V209H53ZM100 210V209H99ZM162 210V209H161ZM61 211V210H60ZM116 211V210H115ZM224 211V212H223ZM56 212H59V210H57ZM135 212V211H134ZM155 212V211H154ZM161 212V211H160ZM166 212V211H165ZM169 212H170V210H169ZM46 213V212H45ZM54 213V212H53ZM208 213H214V214H216L215 215V219H216V217H223L222 219H223V222H221V221H216L215 219V221L216 222H221V223H224V219L227 221V224L226 225H222V224H219V223H217V224H215V225H218V227L216 226V228L215 229H211L212 228V226H209V228H208V226L204 229V228H202L199 224H198V221H201L202 222V220L204 219V217L208 214ZM47 214H49V213H47ZM56 215H57V213H55ZM54 214V215H55ZM89 214V213H88ZM132 214V213H131ZM173 214V213H172ZM113 215V214H112ZM48 216V215H47ZM58 216V215H57ZM133 216V215H132ZM161 217V216H160ZM186 219H188V217H186ZM218 219V218H217ZM221 219V220H222ZM55 220V219H54ZM110 220V219H109ZM122 220V219H121ZM233 220V221H232ZM243 220V221H242ZM168 221V220H167ZM230 221V222H229ZM168 223V222H167ZM185 224V223H184ZM162 225V224H161ZM175 225V224H174ZM193 226V225H192ZM181 227V226H180ZM150 228V227H149ZM169 228V227H168ZM175 229V228H174ZM244 229V228H243ZM58 230V229H57ZM241 230V229H240ZM120 231V230H119ZM151 231V230H150ZM261 231V230H260ZM239 232V231H238ZM237 232V233H238ZM71 233V232H70ZM235 235V234H234ZM58 236V235H57ZM61 236V235H60ZM82 236V235H81ZM237 236V235H236ZM235 237V236H234ZM263 239V238H262ZM221 242H222V244H221ZM253 246V245H252ZM232 249V250H231ZM73 251V250H72ZM194 251V252H195ZM208 253H211V255H209ZM234 253V252H233ZM192 254V253H191ZM72 256V255H71ZM237 256V255H236ZM52 257H54V256H52ZM223 257V256H222ZM55 258V257H54ZM237 258V257H236ZM239 258V257H238ZM59 260V259H58ZM56 263V262H55ZM198 263V264H199ZM221 263V264H222ZM242 263V262H241ZM50 264H52V263H50Z\"/></svg>","mask_w":264,"mask_h":264},{"label":"water","instance_id":"obj_3","mask_svg":"<svg viewBox=\"0 0 264 264\" xmlns=\"http://www.w3.org/2000/svg\"><path fill=\"white\" fill-rule=\"evenodd\" d=\"M150 52L152 54H161V55H164V56L173 55V50L170 47H164V46H162L160 44L152 46ZM197 81H198V83L200 85L204 84L203 81L200 80V79H197Z\"/></svg>","mask_w":264,"mask_h":264}]
</instances>
